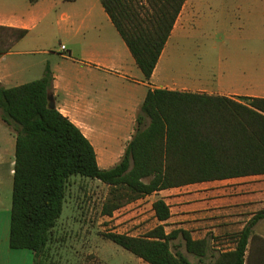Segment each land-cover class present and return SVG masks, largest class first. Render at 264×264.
I'll return each mask as SVG.
<instances>
[{
  "label": "trees",
  "instance_id": "trees-1",
  "mask_svg": "<svg viewBox=\"0 0 264 264\" xmlns=\"http://www.w3.org/2000/svg\"><path fill=\"white\" fill-rule=\"evenodd\" d=\"M186 0H102L146 81H150ZM10 49L28 30L7 29ZM49 67L40 79L6 88L0 85V117L16 133L10 246L29 249L33 264H54L49 250L61 217L70 179L81 176L106 184L103 216L154 193L237 175L264 174V98H241L149 90L136 117V129L120 161L99 166L90 140L57 108L48 107L53 90ZM149 119V124L145 126ZM160 222L143 237H106L147 264H193L173 242L213 264H245L249 238L264 213L235 237V248L212 254L208 238L188 230L167 232L172 213L164 199L153 203ZM51 261V262H50Z\"/></svg>",
  "mask_w": 264,
  "mask_h": 264
},
{
  "label": "crops",
  "instance_id": "crops-1",
  "mask_svg": "<svg viewBox=\"0 0 264 264\" xmlns=\"http://www.w3.org/2000/svg\"><path fill=\"white\" fill-rule=\"evenodd\" d=\"M219 8L220 20L214 22L211 18ZM202 27L215 35L211 42L204 46L182 42ZM7 29L28 33L6 49ZM172 37L173 50L183 51L174 56L172 75L167 43L151 80L146 81L102 0H0V85L16 87L28 83L23 78L33 74L40 76L34 80L40 79L49 67L56 108L90 140L99 166L112 160L99 140L100 130L93 127L104 121L96 103L103 79L134 83L142 89L132 110L135 114L154 89L226 97L239 103L245 97L264 98V0H186L169 41ZM56 56L65 59L66 69L53 65ZM135 125L132 116L133 131ZM6 126L0 117V264H33L31 250L10 246L16 133ZM131 139L132 134L117 138V160ZM99 153L107 159L100 161ZM187 187L193 188L179 200L178 229L188 230L194 240L213 236L232 245L223 251L233 250L235 237L264 213V174L174 189ZM245 264H264V217L253 228Z\"/></svg>",
  "mask_w": 264,
  "mask_h": 264
},
{
  "label": "rangeland",
  "instance_id": "rangeland-1",
  "mask_svg": "<svg viewBox=\"0 0 264 264\" xmlns=\"http://www.w3.org/2000/svg\"><path fill=\"white\" fill-rule=\"evenodd\" d=\"M211 20L214 22L220 20V8L214 12ZM4 35L8 36L7 33ZM212 35L215 36L212 32L210 33V30L202 27L197 30L192 39L186 38L182 42L204 46L211 42ZM63 42L65 43V41ZM167 48L171 51V62L168 69L170 70L169 74L172 75L174 56L183 51L178 48L173 50V37L168 42ZM52 63L60 69H66L68 66L65 59L59 56L54 57ZM37 75L26 76L23 81H33L40 77ZM99 88L100 96H96L100 100L96 103L101 107L104 121L101 124H94L93 127L100 130L98 132L101 135L99 140L103 143L106 153L112 157L111 163L106 162V164L100 165L103 169H108L120 161L116 159L117 153H119L117 138L120 139V137L130 134L133 136L135 132L136 125L133 131L131 120L132 116L136 120L138 112L135 114L132 110L139 103L137 98L141 96L142 89H139L134 83H123L120 80L106 81L105 79L100 82ZM148 124L149 119L143 128ZM11 130L15 134L13 128ZM99 156L102 162L107 159L105 154L99 153ZM192 188L171 189L154 193L123 207L116 211L112 217H107L102 215L101 210L110 188L99 180L81 176L71 177L63 213L53 230L49 250L50 260L54 264H147L133 253L110 241L106 235L145 236L147 232L160 224L153 210V203L158 199L166 200L171 208L172 217L166 223L167 232L178 229L179 223L176 221V217L179 215V200L182 197L187 198L192 192ZM210 238L212 239L210 240L212 254H218V252L232 247L229 243H223L220 238H213V236ZM173 251L182 252L193 264H213L214 261L209 257L204 262H199L197 257L186 251L182 239L173 242Z\"/></svg>",
  "mask_w": 264,
  "mask_h": 264
},
{
  "label": "water",
  "instance_id": "water-1",
  "mask_svg": "<svg viewBox=\"0 0 264 264\" xmlns=\"http://www.w3.org/2000/svg\"><path fill=\"white\" fill-rule=\"evenodd\" d=\"M48 107L50 109H55L56 108V101H55V98H54V95L52 92H50L48 94Z\"/></svg>",
  "mask_w": 264,
  "mask_h": 264
},
{
  "label": "built area",
  "instance_id": "built-area-1",
  "mask_svg": "<svg viewBox=\"0 0 264 264\" xmlns=\"http://www.w3.org/2000/svg\"><path fill=\"white\" fill-rule=\"evenodd\" d=\"M62 51H66V47L64 45L61 46Z\"/></svg>",
  "mask_w": 264,
  "mask_h": 264
}]
</instances>
